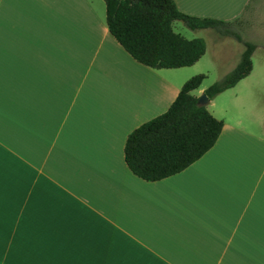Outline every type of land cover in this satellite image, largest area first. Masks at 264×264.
I'll use <instances>...</instances> for the list:
<instances>
[{"label": "crops", "instance_id": "crops-1", "mask_svg": "<svg viewBox=\"0 0 264 264\" xmlns=\"http://www.w3.org/2000/svg\"><path fill=\"white\" fill-rule=\"evenodd\" d=\"M254 1L175 0L227 21ZM250 41L254 58L264 43ZM183 69L138 62L93 0H0V264H264V112L256 127L230 114L254 59L207 104L224 127L201 158L157 181L126 163L129 134L170 108Z\"/></svg>", "mask_w": 264, "mask_h": 264}, {"label": "trees", "instance_id": "trees-1", "mask_svg": "<svg viewBox=\"0 0 264 264\" xmlns=\"http://www.w3.org/2000/svg\"><path fill=\"white\" fill-rule=\"evenodd\" d=\"M107 24L112 35L138 62L155 68L194 65L206 53L203 38L188 39L176 32L173 23L182 20L192 30L213 29L244 45L237 66L205 89L210 100L233 87L253 69L257 43L234 29L235 21L191 15L175 0H105ZM206 75L189 78L170 108L135 128L125 144V159L137 176L157 181L177 174L201 158L217 142L224 121L193 94Z\"/></svg>", "mask_w": 264, "mask_h": 264}, {"label": "rangeland", "instance_id": "rangeland-1", "mask_svg": "<svg viewBox=\"0 0 264 264\" xmlns=\"http://www.w3.org/2000/svg\"><path fill=\"white\" fill-rule=\"evenodd\" d=\"M93 2L103 15L106 9L105 0H93ZM173 27L176 32L188 39L205 38L210 45V52L198 63L199 65L184 67V77L186 80L194 75L205 73L206 78L203 81V86L208 88L221 79L226 74L225 72L228 71L236 61H240L241 59V51L245 47L234 38V40L229 39L232 37H224L228 39L222 41L223 45H220V42L216 39V34L219 35V33L213 29L192 30L187 27L182 20L174 21ZM234 29L240 31L247 40H257L264 43V0H255L248 8L247 12L235 21ZM218 53L219 57L216 58H218L220 62L219 65H216L213 62L216 60L213 54ZM253 59L256 65V73L253 75V80L256 82L254 83L255 86H249L239 91L241 95L247 96V102L242 106L230 105V114L240 113L244 109L246 111V118H250L248 122L256 127L257 124L253 119H256V116L264 112V70L262 69L264 66V51H259ZM195 93L197 94L198 90H196L194 94ZM231 94L232 92L229 91L221 97H218V105H229V98L232 97Z\"/></svg>", "mask_w": 264, "mask_h": 264}, {"label": "water", "instance_id": "water-1", "mask_svg": "<svg viewBox=\"0 0 264 264\" xmlns=\"http://www.w3.org/2000/svg\"><path fill=\"white\" fill-rule=\"evenodd\" d=\"M210 102L209 97L205 94V92H203L200 96H199V100L198 103L200 105H207Z\"/></svg>", "mask_w": 264, "mask_h": 264}]
</instances>
